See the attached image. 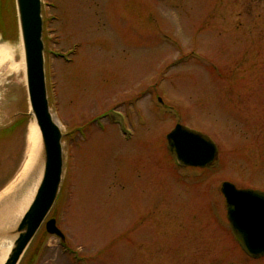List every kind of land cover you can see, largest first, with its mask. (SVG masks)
<instances>
[{
    "label": "rangeland",
    "instance_id": "obj_1",
    "mask_svg": "<svg viewBox=\"0 0 264 264\" xmlns=\"http://www.w3.org/2000/svg\"><path fill=\"white\" fill-rule=\"evenodd\" d=\"M42 15L65 239L41 227L19 264H264L240 248L220 191L264 190V0H42ZM0 43L18 63L0 58V127L15 125L0 137V201L24 207L42 174L26 161L35 120L22 43L2 30ZM178 121L217 144L211 167L175 162L165 135Z\"/></svg>",
    "mask_w": 264,
    "mask_h": 264
},
{
    "label": "water",
    "instance_id": "obj_2",
    "mask_svg": "<svg viewBox=\"0 0 264 264\" xmlns=\"http://www.w3.org/2000/svg\"><path fill=\"white\" fill-rule=\"evenodd\" d=\"M14 2L23 47L27 109L38 130L37 156L42 174L24 207L18 205L17 195H6L0 201V247L6 252L0 264H18L42 223L47 232L64 237L55 218H46L61 187L64 150L63 132L47 98L42 0ZM166 141L167 149L182 166L201 168L217 159L218 148L212 138L181 123H176L166 134ZM25 188L26 182L17 190L18 194H23ZM220 190L225 198L227 220L241 248L252 257L264 255V190L241 189L228 180L221 182Z\"/></svg>",
    "mask_w": 264,
    "mask_h": 264
},
{
    "label": "bare ground",
    "instance_id": "obj_3",
    "mask_svg": "<svg viewBox=\"0 0 264 264\" xmlns=\"http://www.w3.org/2000/svg\"><path fill=\"white\" fill-rule=\"evenodd\" d=\"M0 58L3 60H11L12 68L16 69L18 68V63H14V55L12 53V49L4 44L0 43ZM54 117L55 114L53 113ZM59 123V122H58ZM60 125V124H59ZM37 142H38V130L35 122H31L28 124L27 132H26V161L28 165V169H31V175H37L41 165L40 160L38 161V149L37 148ZM33 177V176H30ZM6 252L3 251L0 253V263L2 259H4Z\"/></svg>",
    "mask_w": 264,
    "mask_h": 264
},
{
    "label": "trees",
    "instance_id": "obj_4",
    "mask_svg": "<svg viewBox=\"0 0 264 264\" xmlns=\"http://www.w3.org/2000/svg\"><path fill=\"white\" fill-rule=\"evenodd\" d=\"M3 6H4V2H2V5H1L0 19H1V13L3 14L5 12V10L3 9ZM1 24H2V20H0V25ZM0 28H1V26H0ZM5 29L6 28L0 29V30H2V34H3V36H5V38H8L10 40H15L16 38H18L17 25L15 26V24H13L12 26H10V29L12 31V33L10 35L5 34ZM14 126L15 125L12 124V126L11 127L9 126L8 128L0 127V137L7 135L8 134L7 132H9L11 129H13Z\"/></svg>",
    "mask_w": 264,
    "mask_h": 264
},
{
    "label": "flooded vegetation",
    "instance_id": "obj_5",
    "mask_svg": "<svg viewBox=\"0 0 264 264\" xmlns=\"http://www.w3.org/2000/svg\"><path fill=\"white\" fill-rule=\"evenodd\" d=\"M53 213H54V212H53ZM51 215H52V214H50L48 217H50ZM52 216H54V214H53ZM245 256L248 257V258L254 259V260H255V259H256V260H260V259L264 258V255L259 256V257H257V258H253V257L247 255L246 253H245Z\"/></svg>",
    "mask_w": 264,
    "mask_h": 264
}]
</instances>
